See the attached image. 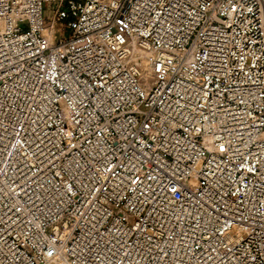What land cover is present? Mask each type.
I'll return each instance as SVG.
<instances>
[{
  "label": "built area",
  "instance_id": "1",
  "mask_svg": "<svg viewBox=\"0 0 264 264\" xmlns=\"http://www.w3.org/2000/svg\"><path fill=\"white\" fill-rule=\"evenodd\" d=\"M0 264H264V0H0Z\"/></svg>",
  "mask_w": 264,
  "mask_h": 264
},
{
  "label": "bare ground",
  "instance_id": "2",
  "mask_svg": "<svg viewBox=\"0 0 264 264\" xmlns=\"http://www.w3.org/2000/svg\"><path fill=\"white\" fill-rule=\"evenodd\" d=\"M58 29L59 28L57 26L51 28H44V34L49 39L53 40L55 39L56 32L58 31ZM131 52H132L131 55L132 61L135 62L137 65H139L143 70L145 86L147 88H150L154 84L155 78L152 72L151 62L148 58V53L136 44L134 45L132 44Z\"/></svg>",
  "mask_w": 264,
  "mask_h": 264
},
{
  "label": "rangeland",
  "instance_id": "3",
  "mask_svg": "<svg viewBox=\"0 0 264 264\" xmlns=\"http://www.w3.org/2000/svg\"><path fill=\"white\" fill-rule=\"evenodd\" d=\"M49 6H47V8H48ZM57 27H61V28H63V26L62 25H56ZM68 34L70 33V30L67 32ZM60 36V34H58V37Z\"/></svg>",
  "mask_w": 264,
  "mask_h": 264
}]
</instances>
